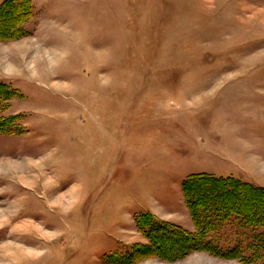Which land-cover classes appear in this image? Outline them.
I'll list each match as a JSON object with an SVG mask.
<instances>
[{"label":"rangeland","instance_id":"1","mask_svg":"<svg viewBox=\"0 0 264 264\" xmlns=\"http://www.w3.org/2000/svg\"><path fill=\"white\" fill-rule=\"evenodd\" d=\"M21 1L0 40V264H243L195 248L181 186L264 189V0Z\"/></svg>","mask_w":264,"mask_h":264},{"label":"trees","instance_id":"2","mask_svg":"<svg viewBox=\"0 0 264 264\" xmlns=\"http://www.w3.org/2000/svg\"><path fill=\"white\" fill-rule=\"evenodd\" d=\"M21 6L26 8V12H23L24 18L17 21L14 27H5L6 30L9 28V32L0 33V40L13 39L12 36L21 31L23 21L30 16L28 2H22L20 6L15 0H4L0 3V20L12 17V12L19 10ZM14 19L16 20V17ZM5 29L3 30L6 31ZM13 98V91L0 82V133H6L14 123V119L4 116ZM181 187L184 203L188 207L196 231V234L192 235L196 249L226 259H236L243 264H264L262 187L234 177H216L209 173L191 175ZM149 216V213H143L136 218L143 232L148 228L147 225H153V229L162 227L159 221ZM230 221L236 223L241 233H235L238 239L233 242L221 243V223Z\"/></svg>","mask_w":264,"mask_h":264}]
</instances>
